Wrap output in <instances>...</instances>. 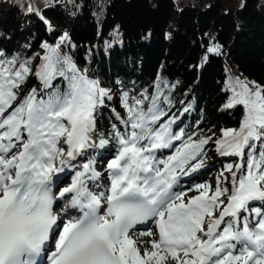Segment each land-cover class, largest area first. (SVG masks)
Masks as SVG:
<instances>
[{
    "label": "snow or ice",
    "instance_id": "1",
    "mask_svg": "<svg viewBox=\"0 0 264 264\" xmlns=\"http://www.w3.org/2000/svg\"><path fill=\"white\" fill-rule=\"evenodd\" d=\"M72 47L64 33L31 59L0 51V264H264V85L229 78L225 107L244 114L214 143L237 161L214 189L199 184L189 197L192 189L174 188L203 166L211 137L173 127L179 117L158 78L152 92L124 91L123 114L112 110L121 127L94 140L111 90L78 67ZM33 77L40 87L25 88ZM110 142L116 148L102 191L93 184L101 175L94 161H75ZM66 169L74 170L71 184L53 191V175ZM59 199L80 215L62 218ZM150 220L158 240L141 253L130 232Z\"/></svg>",
    "mask_w": 264,
    "mask_h": 264
},
{
    "label": "trees",
    "instance_id": "2",
    "mask_svg": "<svg viewBox=\"0 0 264 264\" xmlns=\"http://www.w3.org/2000/svg\"><path fill=\"white\" fill-rule=\"evenodd\" d=\"M64 33L78 67L111 90L98 110L97 136L120 126L112 110L123 114L124 91L152 92L159 78L179 117L173 127L211 137L201 157L206 178L230 176L225 168L237 158L219 156L214 141L244 114L242 106L225 107L229 78L264 85V0H0L6 55L31 59ZM24 87L40 82L33 77Z\"/></svg>",
    "mask_w": 264,
    "mask_h": 264
},
{
    "label": "rangeland",
    "instance_id": "3",
    "mask_svg": "<svg viewBox=\"0 0 264 264\" xmlns=\"http://www.w3.org/2000/svg\"><path fill=\"white\" fill-rule=\"evenodd\" d=\"M96 137V136H95ZM114 145L113 146H111L110 144L109 145H107L108 147L110 146V148H108V149H106V150H113L114 149V147L116 148V145H115V143L114 142H112ZM102 150H104V149H102ZM168 151L169 150H164L163 151V156H167L168 155ZM219 156H221V157H226V156H223V155H221L220 153H219ZM94 161V160H93ZM109 161H110V158H109ZM95 165L96 164H94V167H95ZM98 169L99 170H101V169H105L106 168V166L104 165V160H100V161H98ZM96 168V167H95ZM201 169V170H200ZM197 170H200L199 172H200V174H198V176L195 174L196 172H191L189 175H183V176H181L180 178H179V180L182 182V181H186V183H185V185L186 186H189V188H186V190L185 191H187L188 189H192L191 191H187V195L189 196V197H191V196H194V195H197L198 193L196 192V190H195V186L196 185H199V184H208V185H211L212 187H213V189L216 187V185H217V182H218V179H217V177L216 178H214V179H208V178H204L203 176H207V173L205 174V172H206V170H208V168L206 167V166H202V167H200L199 169H197ZM216 171V170H215ZM198 178H199V181H197L196 182V184L194 183V184H192L191 183V181H195V180H198ZM203 178V179H202ZM103 179L104 180H106L107 179V172L105 173V175H103ZM200 179H202V180H200ZM181 191V190H180ZM134 236V238L136 239V242L138 243V245H139V247H140V249H141V253H143V250H145V249H149V250H151V242L153 241V240H156L155 238H153V237H150V236H148V237H139V233H136V234H134L133 235ZM166 264H175V262L174 261H172L171 259H169L167 262H166Z\"/></svg>",
    "mask_w": 264,
    "mask_h": 264
},
{
    "label": "bare ground",
    "instance_id": "4",
    "mask_svg": "<svg viewBox=\"0 0 264 264\" xmlns=\"http://www.w3.org/2000/svg\"><path fill=\"white\" fill-rule=\"evenodd\" d=\"M183 183L182 184H185L186 183V181H182ZM181 183V181H179V184Z\"/></svg>",
    "mask_w": 264,
    "mask_h": 264
}]
</instances>
